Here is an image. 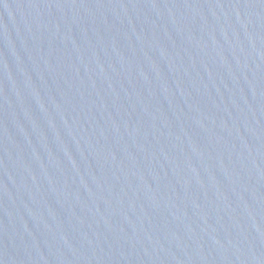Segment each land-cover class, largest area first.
<instances>
[{
    "label": "water",
    "instance_id": "water-1",
    "mask_svg": "<svg viewBox=\"0 0 264 264\" xmlns=\"http://www.w3.org/2000/svg\"><path fill=\"white\" fill-rule=\"evenodd\" d=\"M0 264H264V0H0Z\"/></svg>",
    "mask_w": 264,
    "mask_h": 264
}]
</instances>
